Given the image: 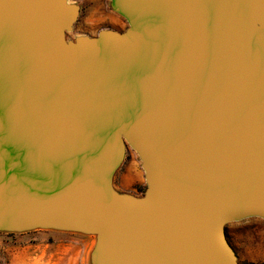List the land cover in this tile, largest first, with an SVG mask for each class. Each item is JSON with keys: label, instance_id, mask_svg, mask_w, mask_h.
Returning <instances> with one entry per match:
<instances>
[{"label": "water", "instance_id": "1", "mask_svg": "<svg viewBox=\"0 0 264 264\" xmlns=\"http://www.w3.org/2000/svg\"><path fill=\"white\" fill-rule=\"evenodd\" d=\"M129 26L68 37L70 0H0V229L97 235L92 264L242 263L264 219V0H112ZM147 190L119 192L128 147Z\"/></svg>", "mask_w": 264, "mask_h": 264}, {"label": "rangeland", "instance_id": "2", "mask_svg": "<svg viewBox=\"0 0 264 264\" xmlns=\"http://www.w3.org/2000/svg\"><path fill=\"white\" fill-rule=\"evenodd\" d=\"M79 5L80 14L70 39L80 35L96 36L103 29L123 31L129 23L112 6V0H70ZM122 193L143 195L147 181L142 160L130 146L113 177ZM227 225V237L242 263L264 262V219L250 218ZM248 223V222H246ZM97 242L93 233L58 228L35 227L26 230L0 229V264H92Z\"/></svg>", "mask_w": 264, "mask_h": 264}, {"label": "crops", "instance_id": "3", "mask_svg": "<svg viewBox=\"0 0 264 264\" xmlns=\"http://www.w3.org/2000/svg\"><path fill=\"white\" fill-rule=\"evenodd\" d=\"M251 218H258V217H251ZM248 220H250V218H248V219H244V220H241V221H245V223H243L244 226H245V225H248V224H251V223H249ZM238 222H240V221H238ZM246 222H248V223H246Z\"/></svg>", "mask_w": 264, "mask_h": 264}]
</instances>
